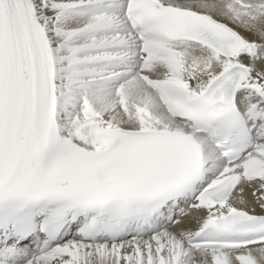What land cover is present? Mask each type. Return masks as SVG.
<instances>
[{
  "label": "snow or ice",
  "instance_id": "1",
  "mask_svg": "<svg viewBox=\"0 0 264 264\" xmlns=\"http://www.w3.org/2000/svg\"><path fill=\"white\" fill-rule=\"evenodd\" d=\"M0 264H264V0H0Z\"/></svg>",
  "mask_w": 264,
  "mask_h": 264
}]
</instances>
